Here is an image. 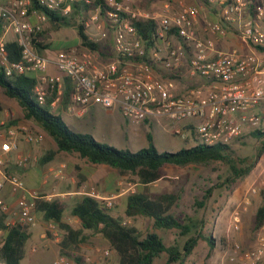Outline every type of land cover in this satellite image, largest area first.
<instances>
[{
  "label": "built area",
  "instance_id": "2783aa9c",
  "mask_svg": "<svg viewBox=\"0 0 264 264\" xmlns=\"http://www.w3.org/2000/svg\"><path fill=\"white\" fill-rule=\"evenodd\" d=\"M208 2L218 4L220 21H206L203 30L211 37L200 38L195 28L200 9L193 5H182L176 13L169 14L146 12L138 7L127 9L120 0H0V69L9 78L32 75L33 94L40 105L51 98L50 107L64 106L65 77L70 87L66 113L75 115L79 110L83 113L95 106L117 108L124 119L134 124L154 117L166 118L174 125L188 122L192 124L189 137L177 128L173 134L181 139L189 138L194 146H230L247 132L264 126V59L254 51L220 50L215 38L225 37L230 29L246 47L264 52V0ZM32 5L63 16L73 11L89 15L97 42L109 39L115 58L100 62L92 53L79 55L65 50L57 51L53 57L41 55L33 47L32 39L41 32L46 17L33 10ZM149 20L155 23V40L160 45L147 50L135 23ZM9 33L14 35L13 41L20 48L17 62H10L5 50ZM183 61L205 83L184 94L177 92L173 79ZM50 66L56 73L50 72ZM157 71L166 76L157 77ZM43 139V134L29 132L22 125L0 122V217L4 218L6 227L20 226L28 230L38 222L37 201L50 202L75 195L54 191L43 194L28 187L16 173L38 161L20 145L40 144ZM61 173L59 169L57 175ZM80 193L97 200L105 209H110L115 200V197L100 198L95 187L85 186ZM256 193L251 188L250 194ZM249 202L248 196L245 197L243 210ZM239 222L237 210L232 215L233 227L237 228ZM54 224L49 222L47 226L54 231ZM2 235L0 228V242ZM52 235L58 241L57 232ZM109 255L107 250L101 252L103 258ZM263 259L264 234H258L254 250L239 252L230 261L258 264ZM53 264L94 263L89 258L76 263L59 257Z\"/></svg>",
  "mask_w": 264,
  "mask_h": 264
},
{
  "label": "rangeland",
  "instance_id": "374dc122",
  "mask_svg": "<svg viewBox=\"0 0 264 264\" xmlns=\"http://www.w3.org/2000/svg\"><path fill=\"white\" fill-rule=\"evenodd\" d=\"M164 1L167 2L168 0H141V4L143 5L140 7L149 11L153 10L152 12H160L164 10ZM82 20H84L86 33L90 39L97 42L96 30L94 29V25L90 24V17L87 14H78L72 21V26L59 30H54L46 20L42 24V36L38 37L37 40L42 45H49L51 49L42 51L40 54L53 57L57 51L65 50L74 51L79 55L88 52L92 53L97 56L100 62H107L115 58L109 39L97 42L100 45L101 54L81 46L76 33V25ZM87 23L90 24L88 27H86ZM228 30L234 36V31ZM10 35L7 36V39H9ZM159 45L160 43L158 42L154 47ZM173 79H175V76ZM46 108L51 113L59 115L71 131L89 134L97 142L131 152H136L148 146L146 138L140 131H137L132 138L125 139L124 129L115 117L93 115L91 118L75 119L71 115L59 110V108ZM0 122L11 123L12 125L19 124L26 127L29 132L42 134V131L36 124L23 120L22 111L18 103L6 97L1 89ZM143 127L147 128V132L150 131L148 126L143 125ZM260 131L264 132V126L260 128ZM253 132H247L230 145L237 157L247 158L249 161H252L257 153L262 150V154L250 173L235 183L231 185L225 183L226 178L229 176V170L224 164L215 162L207 166L190 165L176 167L166 165L162 169L164 178L160 182L152 183L149 186L151 194L177 193L180 195V199L170 212L181 222H186L189 218L195 223L196 227L192 229L191 234L180 237L176 230H154L152 228V221L148 218L137 217L136 220L127 218L124 214L126 205V199L124 198H115L113 206L110 209H104L112 217L121 219L122 223H125L126 226H134L142 235L147 231L156 233L163 239L166 246L176 244L181 247L189 236L199 232L214 239L215 243L212 249L208 247L206 242L199 240L191 255L186 258L184 264H238V260L231 262L230 258L238 256L239 252L254 250L257 247L258 234H264V226L259 230L254 229L255 211L258 207L264 205V174L262 173L264 170V138H257L252 135ZM154 146L159 152L175 153L181 149L191 148L194 144L186 143L173 136L170 132H166L159 135L155 133ZM20 147L23 150V145H20ZM50 151L51 148L43 151L40 157L46 156ZM57 156L63 157L71 165H76V174L74 172L72 176L77 175L79 171H86L91 166L85 160L79 159L75 154L59 153ZM69 173L65 170L61 176H58L53 181L50 189L44 188L45 190H40L41 193H52L54 191L58 194H65L77 190L82 184V180L79 177L80 174L77 175L78 180L71 183L69 180L71 174ZM107 181H111L110 185L111 183L116 184L120 182L116 192H124L126 197L132 192L137 191L138 187H140L136 177L132 175H120L115 170L110 175H107ZM115 184L112 187H115ZM251 188H255L257 193L251 195ZM102 190L100 186L95 188V191L99 194L102 193ZM208 190L211 191V196L204 202L202 207L196 206L195 201H201L203 195ZM247 196L250 202L246 209L243 210L242 202ZM55 200L60 201L65 206L62 223L69 225L74 230L80 229L79 220L74 218L70 213L71 208L74 206L73 200H70L68 196L64 198L58 197ZM237 210L240 212V222L237 228H234L232 215ZM40 219V216H38V221ZM127 220H130V222ZM54 225L56 227L54 231L57 232L59 238L58 241H55V237L52 235L54 231L50 230L47 223H44L43 232L47 239L50 240L46 243L48 252L45 251L44 243L38 238L26 242V245H33L38 249L37 256L41 262L49 259L51 264H53V261L59 257H66L76 263H83L84 259L89 258L94 264H117L115 261L116 256L111 251L106 240L99 234L84 231L83 236L85 240H81L76 244L68 243L66 246H63L62 242L65 231L60 226ZM106 250L110 252L109 257H101V252ZM166 257V254L163 253L158 259H155L154 264H165ZM258 264H264V259Z\"/></svg>",
  "mask_w": 264,
  "mask_h": 264
},
{
  "label": "trees",
  "instance_id": "16d2710c",
  "mask_svg": "<svg viewBox=\"0 0 264 264\" xmlns=\"http://www.w3.org/2000/svg\"><path fill=\"white\" fill-rule=\"evenodd\" d=\"M32 9L43 13L54 30L72 26V21L78 16V11H73L69 16H63L38 5H32ZM135 29L147 50L155 46L157 41L153 21L136 22ZM76 33L82 47L102 53L100 45L91 40L86 33L84 20L77 23ZM40 36L42 32L32 39L33 47L39 53L51 49L49 45H42L37 40ZM5 50L10 62L20 60V48L16 42L8 41L5 44ZM64 80L66 83L65 100H68L70 87L65 77ZM34 86L35 79L32 75L22 74L9 78L0 69V89L3 94L18 103L23 120L36 124L55 145V150L50 151L39 162L47 163L56 153L75 154L89 164L104 165L120 175L136 177L140 187L127 196L124 214L130 219L136 217L150 219L154 230H176L178 236L183 237L191 234L192 229L196 227L191 219L188 218L186 222H181L170 212L180 199L179 194H151L149 192L148 186L163 178V166H207L220 162L229 170L225 183L231 185L247 176L262 154L260 150L255 158L249 161L247 158L237 157L229 145L223 144L198 145L181 149L175 153L159 152L153 144L150 132L146 135L148 143L146 148L136 152L116 149L97 142L89 134L71 131L59 115L51 113L46 108L50 107L51 98H48L44 105L38 104L33 94ZM252 135L264 138V132L260 130L254 131ZM210 196L211 191H206L201 201H195V205L202 207ZM64 210L65 206L58 200L37 201L36 203L37 214L44 223L53 222L65 231L63 246L85 240L84 231L96 233L106 240L117 258V264H154L155 259L163 253L167 256L165 264H184L199 240L206 242L210 249L215 243L213 238L199 232L189 236L181 247L176 244L166 246L163 239L154 232L147 231L142 235L134 226L122 225L121 219L112 217L101 206V203L90 197H83L70 211L71 215L79 220L80 229L74 230L62 223ZM2 218L0 217V228L3 230L0 242V264H21L29 233L26 228L20 226L6 227L2 224ZM263 226L264 205L258 207L254 215V229L259 230Z\"/></svg>",
  "mask_w": 264,
  "mask_h": 264
},
{
  "label": "crops",
  "instance_id": "0c3cea01",
  "mask_svg": "<svg viewBox=\"0 0 264 264\" xmlns=\"http://www.w3.org/2000/svg\"><path fill=\"white\" fill-rule=\"evenodd\" d=\"M124 7L127 9H134V8H139L142 11L146 12H152L149 10L143 9L141 4V0H120ZM166 5H169V8H165ZM184 5H193L196 6L197 8L200 9V14L196 19L195 22V28H196V33L200 38H208L211 37L207 33L204 32L203 30V25L206 21H212V22H218L220 21V10L219 6L217 3H209L208 0H168L167 2H163V9L160 11V13H169V14H174L176 13L181 6ZM34 21V18L32 19ZM9 36V39H7V36ZM6 36V41H13L14 40V35L12 33H9ZM231 32L227 29V33L225 37L222 38H215L216 41V47L220 50H231V49H238L241 52L244 53H250L252 51L256 52V54L264 59V52L261 50H255L253 48L246 47L237 37V35L234 32V36H232ZM214 38V37H213ZM50 72L51 73H56V70L54 69L53 66H50ZM157 77H165L164 73L159 71L156 74ZM175 82H176V87H177V92L178 93H187L193 88L200 87L204 83V81L198 77L197 75H193L188 68L187 61H183L182 65L180 68L176 71L175 74ZM67 102V103H66ZM68 104V101L65 100L64 106L59 109L62 112H65V107ZM66 113V112H65ZM68 115H71L75 119H82L84 117H92L93 115H104L106 117H115L118 119L120 126L124 129V135L125 139L128 140V138H132L137 131L140 133H143L144 137L146 138L147 133L150 132L153 138V144H154V135L156 134H163V133H171L173 136V129H179L182 134L186 135L189 137V133L192 124L188 122H183L180 124H171L166 118L163 117H154L150 118L143 123H138L134 124L122 116L121 112L117 108H112V109H102L100 107H90L86 112H81L80 110L77 112V114L73 115L70 113H67ZM28 123H31L30 121H26ZM143 125L148 126L149 130L147 132V128L143 127ZM174 126V128H173ZM41 130V129H40ZM42 131V130H41ZM42 134L44 135V143L42 142L40 144H27L23 143V151L30 154L33 157L37 158V163H32L30 164L27 169L22 170V171H16V173L25 181L26 185L30 188H36L38 190L43 191V189H50L51 186L53 185V181L59 176L57 175V171L60 169L62 170V173L66 172L71 174V178L69 179L71 183H74L75 180H78L77 175L82 180V184L79 186V188L75 191L72 192H67L68 194L74 193L75 195H70L68 198L70 200H73L74 205L80 201L84 196L80 193V190L84 188L85 186H90V187H102V193L100 194V198H110V197H115L118 199H126L127 197L125 196L124 192H116L118 185L120 182L111 183V181H107V175H110L113 171V169L104 166V165H92L90 168L86 169V171H82L77 174L72 176V173L76 174V165H71L69 161H66L63 157H59V153L53 156L51 160H49L45 164H41L39 160L41 159V155L43 151H47L49 148H51V151L55 150V145L52 142L51 139L47 137V135L42 131ZM178 139L186 142V143H191L189 138L186 139H181L180 136H176ZM50 142V143H49ZM66 154V153H64ZM63 161V162H62ZM166 166V165H165ZM173 166V165H170ZM64 167V169H61ZM164 167V166H163ZM177 167V166H176ZM163 169V168H162ZM117 172V171H116ZM61 176V175H60ZM164 178V175H163ZM162 178V179H163ZM162 179L154 182L158 183ZM113 184H115V187H112ZM152 185V184H150ZM149 185V186H150ZM117 186V187H116ZM148 186V188H149ZM44 189V190H45ZM51 191V190H50ZM160 194V193H159ZM75 218V217H74ZM134 218V220H136ZM130 222V220H127ZM2 224L4 225V218H2ZM44 228V222L40 219V221L37 222L36 226L28 229L29 233V241L34 238H38L41 242L44 243V248L45 251L48 252V247H47V241H50L47 239L46 235L43 232ZM27 240V241H28ZM26 241V242H27ZM38 249L33 246V245H26L24 246V257L23 260L21 261V264H51L49 259H47L45 262H41L37 256ZM115 261L117 262V258L115 257Z\"/></svg>",
  "mask_w": 264,
  "mask_h": 264
}]
</instances>
